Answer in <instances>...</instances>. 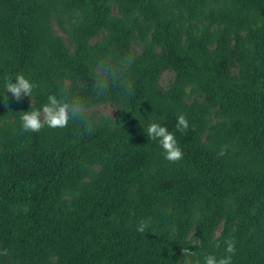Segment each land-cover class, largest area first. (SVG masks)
<instances>
[{
  "label": "trees",
  "instance_id": "trees-1",
  "mask_svg": "<svg viewBox=\"0 0 264 264\" xmlns=\"http://www.w3.org/2000/svg\"><path fill=\"white\" fill-rule=\"evenodd\" d=\"M49 95L79 115L24 132ZM227 240L232 264H264V0H0V264H185Z\"/></svg>",
  "mask_w": 264,
  "mask_h": 264
},
{
  "label": "clouds",
  "instance_id": "clouds-1",
  "mask_svg": "<svg viewBox=\"0 0 264 264\" xmlns=\"http://www.w3.org/2000/svg\"><path fill=\"white\" fill-rule=\"evenodd\" d=\"M133 62L130 58L129 64ZM35 85L27 79L22 73L17 74L15 83L11 79L6 82V92L11 93L12 98L19 101L23 96L31 97ZM79 108L76 105H70L62 102L55 95H49L47 102L40 109L23 112L21 116V128L24 132H39L45 126L50 128L67 127L70 120L79 115ZM178 131L184 132L189 129V122L184 114L177 117L175 125ZM146 134L149 139L159 142L163 150L164 158L172 163L180 161L184 153L179 146L173 132L169 131L166 126H161L158 122H151L147 127ZM227 154V146H222L218 152V156ZM148 227V223L141 221L137 227V231L143 233ZM225 255L216 257L213 254L203 256V259L192 260L196 253L191 248H183L182 256L185 257V264H232V258L236 252L235 243L232 240L226 242ZM4 255H7L5 250Z\"/></svg>",
  "mask_w": 264,
  "mask_h": 264
},
{
  "label": "rangeland",
  "instance_id": "rangeland-1",
  "mask_svg": "<svg viewBox=\"0 0 264 264\" xmlns=\"http://www.w3.org/2000/svg\"><path fill=\"white\" fill-rule=\"evenodd\" d=\"M114 12V9L111 10ZM55 32L61 36V38L64 40V42L67 43L66 37L63 33H61L58 29L54 28ZM97 37V36H96ZM94 37V38H96ZM137 49V46H134ZM172 77V72L170 70L164 69L161 71L158 77V83L161 87L166 86V84L170 81ZM190 98V97H188ZM88 111L94 113V114H103L108 117H114L117 112V107L114 105H111L109 103H98L95 105L90 106L87 108ZM218 229L214 232V237L217 235ZM187 239H189L191 242H196V239L194 236L189 232L186 236Z\"/></svg>",
  "mask_w": 264,
  "mask_h": 264
}]
</instances>
